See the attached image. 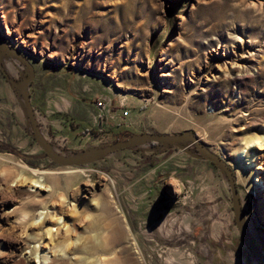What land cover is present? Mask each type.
<instances>
[{"label":"rangeland","instance_id":"rangeland-1","mask_svg":"<svg viewBox=\"0 0 264 264\" xmlns=\"http://www.w3.org/2000/svg\"><path fill=\"white\" fill-rule=\"evenodd\" d=\"M0 25L7 29L0 47V264H102L99 255L108 259L103 264H238L241 241L248 262L258 264L234 209L224 212L233 203L222 167L215 163L214 177L227 201L218 200L213 223L196 233L146 230V199L138 201L144 194L129 172L138 148L203 156L153 140L60 164L36 140L13 81L33 70L27 91L40 129L66 157L134 132L196 133L232 167L249 234L264 256V148L243 147L264 139V0H0ZM251 44L260 50L237 75L232 61ZM93 100L102 123L86 139L64 142L47 132L59 114L84 119ZM182 144L198 152L192 140ZM208 170L183 165L180 191ZM46 210L61 216L51 234L39 222ZM34 249L38 257L28 260Z\"/></svg>","mask_w":264,"mask_h":264},{"label":"crops","instance_id":"crops-1","mask_svg":"<svg viewBox=\"0 0 264 264\" xmlns=\"http://www.w3.org/2000/svg\"><path fill=\"white\" fill-rule=\"evenodd\" d=\"M95 104L93 100L89 107V114H87L84 119H75L73 116L64 117L62 114L52 119L54 121L50 119V124L46 126L47 132L49 133L48 130L50 129L54 137L56 136L55 138L60 137L61 141L64 142L69 141V135L73 137L76 136L74 142L86 139V137H88L87 133L90 132L89 129L95 131V128L99 129L100 123H102V120H100V107ZM89 121L92 122L93 128H89ZM40 127H43V125L40 124ZM48 139H50V137H48ZM70 140H73V138ZM132 147L134 148L137 146ZM138 149L140 154H135L136 156H133L134 159L132 163L134 164L130 165L129 172L132 177L135 176L131 184L136 182L138 192L144 194L138 201H141L143 198L146 199V230L156 232L168 228V230L171 231V227H176L177 231L196 233L200 232L207 222L208 224L213 223L212 221L216 216L218 200L221 198V200L227 201L222 195L220 198L218 197V187H216L217 181L214 175L219 174H217L215 163L204 157H196L190 154L187 156L186 153L177 149H173L170 153H167V155L162 156L159 152H145V148L141 146ZM152 149V146L148 148L149 151ZM196 164L199 167L201 165L208 167L209 175H205L204 179H199L200 181L197 185L193 180V184H191L187 192L182 193L178 187L180 182L179 168L183 167V165H190L192 168V165L196 166ZM163 174H165V178L162 181L160 179L163 177ZM200 176H202V174ZM166 180L172 184L170 185L172 189L175 188L173 192H175L176 198L170 207L161 209L157 205L156 191L159 189L162 182ZM220 182L222 191H225V187L223 186L224 180L221 179ZM209 208L210 210L208 212ZM230 208L233 210V204H227V206L223 208L226 216ZM207 217L209 220L206 219ZM230 217L233 221V216L231 215ZM238 247L241 250L238 264H252L253 262H248L247 258L250 254H248L249 252L243 241L238 244Z\"/></svg>","mask_w":264,"mask_h":264},{"label":"water","instance_id":"water-1","mask_svg":"<svg viewBox=\"0 0 264 264\" xmlns=\"http://www.w3.org/2000/svg\"><path fill=\"white\" fill-rule=\"evenodd\" d=\"M4 27L0 25V47L5 45L7 46V40L4 38ZM33 70L31 69L30 73L27 76L22 77L21 79L17 81H13L20 89L25 104L26 109L28 112V116L31 122V126L33 129L34 136L38 143L42 146L44 151L56 162L60 164H77V163H83V162H89L92 160L97 159L100 156H103L109 151H112L116 148L126 147V146H134L138 145L144 141H152V140H159V141H166L170 142L172 144H175L177 146H180L184 150L188 151L191 154H196L198 156H203L211 160L212 162L216 163L220 167H222L229 179L231 194H232V203H233V209L235 214V220L236 223L241 231V234L243 236V239L248 246L250 252L254 256L255 260L258 264H264V256L260 253L258 250V247L256 246L254 240L249 234L247 224L244 220L243 211L241 208V202L240 197L233 173L232 167L226 163V161L221 158L220 156L208 151L205 147V144L199 139V137L194 132H179L176 134H169L166 132H159V131H141V132H134L130 134L129 136L116 140L114 142L105 143L102 145H99L98 147L92 148L88 151L87 154H82L78 156H72V157H66L64 155L59 154L58 152L54 151L52 147L50 146L49 142L45 138L43 132L40 129V125L38 123V120L36 118V115L34 113L33 106L31 104L30 96L27 91V84L30 83L31 79L33 78ZM6 76L9 78V75L6 74ZM185 139L192 140L195 142L196 147L198 149V152H194L190 149H188L184 144H182V141ZM176 194L171 190L166 184H163L158 192L157 196V205L161 209H167L171 206L172 202L175 200Z\"/></svg>","mask_w":264,"mask_h":264},{"label":"bare ground","instance_id":"bare-ground-1","mask_svg":"<svg viewBox=\"0 0 264 264\" xmlns=\"http://www.w3.org/2000/svg\"><path fill=\"white\" fill-rule=\"evenodd\" d=\"M199 1V0H198ZM7 31V29H6ZM245 49L243 50V52L240 54L239 58L238 59H234L232 61V67L233 68H237L239 69L240 73L237 74V75H241V70L243 69H246L247 67V64H250L252 62V57L257 55V53L259 52L260 50V47L258 48L256 45L254 44H251V46H245L244 47ZM254 146H259L261 148H264V139L260 136H255V137H252L250 138L244 145L243 147H254ZM37 170V169H36ZM34 168L32 169L33 173L37 174V171H36ZM18 180L20 182L26 180V176H24L23 174H21L18 178ZM40 181H43V180H40ZM13 182V181H12ZM35 186H40V187H45V185L41 182H39L38 180H34V184ZM3 189V188H2ZM33 190V189H32ZM37 190V189H36ZM43 211H41L42 213ZM61 216H57V213H55V210L53 211H50V210H46L44 211V215L43 217L39 216V222H43V225L45 226L46 225V233L48 234H51V230H52V225L54 224L55 221H58V219L60 218ZM61 219V218H60ZM59 219V220H60ZM244 220H245V217H244ZM55 225V224H54ZM57 229V228H56ZM117 237V236H116ZM37 250H32L31 254L29 256H27V259L28 260H33L34 259V256H37L36 254ZM38 257V256H37ZM108 259L105 258L103 255H99L97 257V262H100V263H105L107 262ZM109 264V263H108Z\"/></svg>","mask_w":264,"mask_h":264},{"label":"built area","instance_id":"built-area-1","mask_svg":"<svg viewBox=\"0 0 264 264\" xmlns=\"http://www.w3.org/2000/svg\"><path fill=\"white\" fill-rule=\"evenodd\" d=\"M101 103V101H97V104H100ZM100 107V106H99Z\"/></svg>","mask_w":264,"mask_h":264},{"label":"trees","instance_id":"trees-1","mask_svg":"<svg viewBox=\"0 0 264 264\" xmlns=\"http://www.w3.org/2000/svg\"><path fill=\"white\" fill-rule=\"evenodd\" d=\"M153 141V140H152Z\"/></svg>","mask_w":264,"mask_h":264}]
</instances>
